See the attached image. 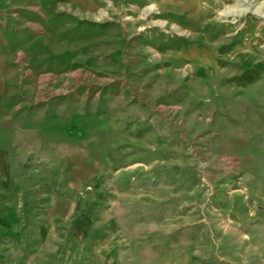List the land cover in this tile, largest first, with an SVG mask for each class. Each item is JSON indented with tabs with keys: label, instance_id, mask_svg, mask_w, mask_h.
Returning a JSON list of instances; mask_svg holds the SVG:
<instances>
[{
	"label": "rangeland",
	"instance_id": "1",
	"mask_svg": "<svg viewBox=\"0 0 264 264\" xmlns=\"http://www.w3.org/2000/svg\"><path fill=\"white\" fill-rule=\"evenodd\" d=\"M0 21L23 96L0 102V264L34 248L9 234L87 217L96 264H264V0H0Z\"/></svg>",
	"mask_w": 264,
	"mask_h": 264
},
{
	"label": "crops",
	"instance_id": "2",
	"mask_svg": "<svg viewBox=\"0 0 264 264\" xmlns=\"http://www.w3.org/2000/svg\"><path fill=\"white\" fill-rule=\"evenodd\" d=\"M1 35L2 33H0V40L3 38ZM1 50L9 51L4 40L0 41V62L2 59L4 60L3 55L6 54H1ZM5 83H7L6 79L0 77V102L4 98L12 101L16 97H20V100H23L21 85L18 90H15L16 86L11 87L9 83L6 86ZM50 224L52 229L55 228L53 236L49 233L46 222H39L37 227L32 228L33 234H28L24 230L19 234L12 233L7 236L8 240L11 238L18 241L14 244L16 247L26 246L27 243L34 247L23 264H96L94 257L89 256L91 249L97 245V238H106L108 235L96 233V229L93 227V219L88 217L70 219L69 222L54 220ZM4 231L8 233V228L0 225V234H3Z\"/></svg>",
	"mask_w": 264,
	"mask_h": 264
},
{
	"label": "trees",
	"instance_id": "3",
	"mask_svg": "<svg viewBox=\"0 0 264 264\" xmlns=\"http://www.w3.org/2000/svg\"><path fill=\"white\" fill-rule=\"evenodd\" d=\"M80 23L86 24L89 27L98 26V27H107L109 23H98L95 21L82 20Z\"/></svg>",
	"mask_w": 264,
	"mask_h": 264
}]
</instances>
